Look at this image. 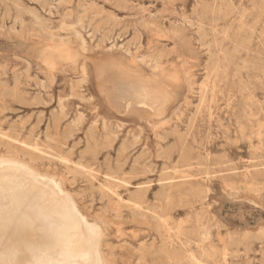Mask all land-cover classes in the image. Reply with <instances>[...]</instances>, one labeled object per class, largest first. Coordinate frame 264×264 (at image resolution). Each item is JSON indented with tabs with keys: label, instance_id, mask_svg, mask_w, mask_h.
I'll return each mask as SVG.
<instances>
[{
	"label": "rangeland",
	"instance_id": "rangeland-1",
	"mask_svg": "<svg viewBox=\"0 0 264 264\" xmlns=\"http://www.w3.org/2000/svg\"><path fill=\"white\" fill-rule=\"evenodd\" d=\"M77 34L93 59L119 49L180 75L165 125L108 113L91 76L47 69L40 52L78 50ZM0 140L105 217L112 264H264V0H0Z\"/></svg>",
	"mask_w": 264,
	"mask_h": 264
},
{
	"label": "bare ground",
	"instance_id": "bare-ground-1",
	"mask_svg": "<svg viewBox=\"0 0 264 264\" xmlns=\"http://www.w3.org/2000/svg\"><path fill=\"white\" fill-rule=\"evenodd\" d=\"M76 37L79 40L78 50L72 47L68 40L61 41L59 44L54 42L55 44L49 46L47 50L40 52L41 62L51 73L55 69L65 72L63 68L58 69L62 65L79 72L83 82L91 76L99 100L106 105L108 113L129 115L139 121L140 127L143 123L152 129L155 125L166 124V122L162 123V119L159 121L157 117L169 113L172 105L177 101L182 88L179 74L167 71L153 58L149 60L143 56H134L129 60L124 55L118 56L119 52L116 51L119 49L101 48L99 53H104V57L93 59L94 57L90 56L87 53L88 50L84 48L85 42L78 37V34ZM187 84L191 89V83L187 82ZM155 104L158 106L153 108ZM160 128L163 129V127ZM13 142L10 144L13 145ZM10 152L12 150L6 153L7 155L2 153L0 155V264H112L108 252L103 250L102 238L104 237L102 236L107 224L105 217L101 218L97 215L93 217L94 219L87 218V215L81 212L82 209L78 204L80 202L76 201L74 193L71 194L65 188L62 177L35 170V167L26 160L8 155ZM115 181L119 180L115 179ZM138 191L137 200L143 199L147 192L146 188H139ZM121 199L118 200L122 201ZM140 203L133 205L131 211L133 214H142ZM144 209L146 211L148 208ZM150 210L153 211V209ZM118 211L119 209L116 210ZM162 236L165 238L162 241L164 245L172 242L168 235L162 234ZM148 257H152L151 250L143 248L141 261ZM195 257L192 255L193 259ZM178 262L180 263L179 260Z\"/></svg>",
	"mask_w": 264,
	"mask_h": 264
}]
</instances>
